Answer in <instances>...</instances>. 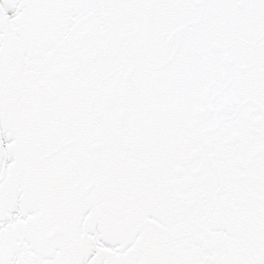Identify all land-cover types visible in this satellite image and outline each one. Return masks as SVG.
Returning <instances> with one entry per match:
<instances>
[{
    "label": "snow or ice",
    "instance_id": "6c2138e0",
    "mask_svg": "<svg viewBox=\"0 0 264 264\" xmlns=\"http://www.w3.org/2000/svg\"><path fill=\"white\" fill-rule=\"evenodd\" d=\"M0 264H264V0H0Z\"/></svg>",
    "mask_w": 264,
    "mask_h": 264
}]
</instances>
